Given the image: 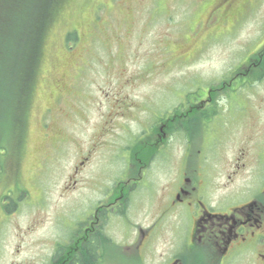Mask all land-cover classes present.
Returning <instances> with one entry per match:
<instances>
[{"label":"rangeland","instance_id":"1","mask_svg":"<svg viewBox=\"0 0 264 264\" xmlns=\"http://www.w3.org/2000/svg\"><path fill=\"white\" fill-rule=\"evenodd\" d=\"M217 1H63L44 36L23 146L18 150L13 139L0 153V264H43L56 243L76 230L85 210L108 196L122 172L130 138L120 127L140 135L144 121L146 127L151 117L178 106L183 93L202 91L207 83L215 87L262 43L264 0H249L226 30V18L212 20ZM210 22L219 37H207ZM73 32L76 37L68 40ZM251 83L246 93L264 94V79ZM234 96L229 94L225 108L230 143L249 133L240 117L242 106L248 111L254 104L250 97L243 105ZM54 107L57 123L48 110ZM117 111L127 114L125 120L115 118ZM170 166L158 157L145 173V227L156 218L159 189L175 184ZM139 206L128 215L134 223L143 222ZM112 232L119 236L117 227ZM159 243L156 237L151 263L162 262ZM102 264L135 260L108 251Z\"/></svg>","mask_w":264,"mask_h":264},{"label":"flooded vegetation","instance_id":"2","mask_svg":"<svg viewBox=\"0 0 264 264\" xmlns=\"http://www.w3.org/2000/svg\"><path fill=\"white\" fill-rule=\"evenodd\" d=\"M248 1L218 0L212 20L224 17L223 25L232 27ZM208 28L207 37L218 34L213 22ZM253 55L229 68L215 87L191 94L181 105L151 118L146 127L144 121L140 135L134 137L126 130L128 154L121 158L123 170L116 174L110 193L85 210L76 230L56 243L43 264H102L108 251L135 264H155L152 256L148 258L155 253L156 237L159 264H264V94L246 93L253 84L247 78L255 71L259 72L255 83L264 79V38ZM230 93L243 105L245 97L254 102L248 111L242 106L240 117L249 133L231 143L229 110H225L230 108ZM48 110L55 117L59 113L56 108ZM200 134L205 137L199 139ZM158 157L171 165L175 184L159 189L156 218L145 227V173ZM136 203L142 223L128 218ZM112 227L119 229V236ZM87 247L90 260L83 258Z\"/></svg>","mask_w":264,"mask_h":264},{"label":"trees","instance_id":"3","mask_svg":"<svg viewBox=\"0 0 264 264\" xmlns=\"http://www.w3.org/2000/svg\"><path fill=\"white\" fill-rule=\"evenodd\" d=\"M63 1L0 0V153L13 139L18 150L23 146L44 36ZM75 37L73 32L67 39ZM87 248L83 258L90 260Z\"/></svg>","mask_w":264,"mask_h":264}]
</instances>
